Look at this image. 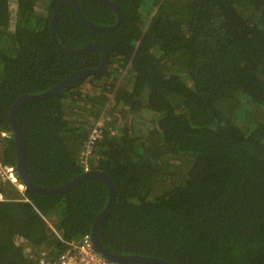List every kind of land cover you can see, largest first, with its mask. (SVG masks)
<instances>
[{
  "label": "trees",
  "instance_id": "1",
  "mask_svg": "<svg viewBox=\"0 0 264 264\" xmlns=\"http://www.w3.org/2000/svg\"><path fill=\"white\" fill-rule=\"evenodd\" d=\"M110 1L121 20L102 30L61 4L58 41L103 44L107 70L18 110L30 178L53 188L85 172L80 153L99 124L86 166L115 186L104 247L174 264H264V0ZM57 2L0 0V159L14 169L13 102L101 60L54 44ZM76 2L91 22L115 25L102 2ZM0 194V264L56 258L108 199L99 179L56 194L1 183Z\"/></svg>",
  "mask_w": 264,
  "mask_h": 264
},
{
  "label": "water",
  "instance_id": "2",
  "mask_svg": "<svg viewBox=\"0 0 264 264\" xmlns=\"http://www.w3.org/2000/svg\"><path fill=\"white\" fill-rule=\"evenodd\" d=\"M98 1L108 6L116 14L117 21L115 25L111 27H107L105 25H99V24L91 22L90 20L84 17L76 0H58L55 8L53 9V12L49 20L50 36L54 44L62 52L69 54V55H78L86 51L95 49V50L101 51L102 56H101V60L97 68L78 69L72 72L71 74H69L68 76H66L64 79H62L60 82H58L57 84H55L48 90L40 92V93H35V94H30V93L22 94L13 102L8 112V121H9V127L11 128V132L13 134L14 142L16 145L15 169H16V172L22 184L25 187L29 188L30 190L38 194H56V193L67 192L77 187L82 182L89 180V179H99L103 181L107 187L108 199H107L105 207L97 214V216L93 220L90 231H89L90 240H91V243L95 251L98 252L101 256H103L107 261L114 262L117 264H174L170 261H167V260H164L158 257H153V256L140 255V254H117L115 252L108 250L106 247L102 245L100 241V229L103 226L113 206V203L115 201V186H114V183L111 177L108 174L102 171H99V170H86L81 175L59 186H56L53 188H44L34 183L27 172L25 139H24L23 132L20 129L17 123V120H16V114L18 110L24 104L28 102L39 100V99H44V98L51 97L53 95L61 93L63 89L69 87L75 81L81 78H84L87 75H90V74L99 75V74H103L107 70L108 49L103 44L98 43L96 41H90L78 48H68V47L63 46L58 41L57 34H56L57 21L59 18V12H60V7L62 3H67L69 6H71L78 20L87 27L98 29V30L115 28L121 20V15H120L117 5L110 0H98ZM176 264H179V262L177 261Z\"/></svg>",
  "mask_w": 264,
  "mask_h": 264
},
{
  "label": "built area",
  "instance_id": "3",
  "mask_svg": "<svg viewBox=\"0 0 264 264\" xmlns=\"http://www.w3.org/2000/svg\"><path fill=\"white\" fill-rule=\"evenodd\" d=\"M99 124L90 132L87 140L84 142L83 150L80 153L81 162L85 164L84 170H88L86 166V159L93 152V147L97 140L102 137V130L98 127ZM4 137L6 133H1ZM10 182L14 184L20 192L21 188L18 184V178L14 167L5 165L0 159V184ZM0 200L2 195L0 194ZM58 238L63 241L59 232L51 227ZM64 250L52 260H46L45 254L42 253L38 259L37 264H117L107 261L103 256L95 251L89 233L84 234L80 239L71 242H65Z\"/></svg>",
  "mask_w": 264,
  "mask_h": 264
},
{
  "label": "bare ground",
  "instance_id": "4",
  "mask_svg": "<svg viewBox=\"0 0 264 264\" xmlns=\"http://www.w3.org/2000/svg\"><path fill=\"white\" fill-rule=\"evenodd\" d=\"M6 136H7V135H6ZM7 183H10V182H7ZM18 184H19V186H20V188H21V191L24 192L25 189H26L27 187H25V186L22 184L21 181H18ZM12 185L14 186V184H12Z\"/></svg>",
  "mask_w": 264,
  "mask_h": 264
},
{
  "label": "clouds",
  "instance_id": "5",
  "mask_svg": "<svg viewBox=\"0 0 264 264\" xmlns=\"http://www.w3.org/2000/svg\"><path fill=\"white\" fill-rule=\"evenodd\" d=\"M17 189V188H16ZM19 191V190H18ZM21 193H23V192H21Z\"/></svg>",
  "mask_w": 264,
  "mask_h": 264
}]
</instances>
